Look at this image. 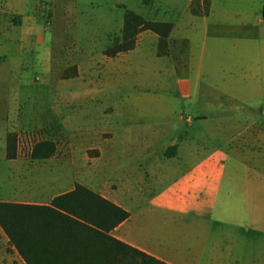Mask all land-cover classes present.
Listing matches in <instances>:
<instances>
[{"label":"crops","instance_id":"1","mask_svg":"<svg viewBox=\"0 0 264 264\" xmlns=\"http://www.w3.org/2000/svg\"><path fill=\"white\" fill-rule=\"evenodd\" d=\"M39 1L0 0V57L3 61L11 49L16 48L20 55H26L42 43L41 22L48 24L36 16ZM201 2L186 0L176 17L158 20L171 23V29L167 36L169 52L156 57L174 61L175 55V64L189 69L177 79V95L184 100L173 113L182 121L178 135H171L160 123L146 124L132 115L150 113L156 108L162 110V116L170 115L159 104L148 106L149 97L135 99L129 107L124 103L120 110L113 105L112 111L128 114V121L124 119L114 127L108 124L101 128L110 135L99 142L100 153L96 159L104 155H114L115 159L136 157L145 163L131 168L121 165L119 168L126 170L123 177L139 178L143 185L149 181L147 184L153 188L147 191L139 186L133 190L131 184L129 200L137 202L131 207L116 188L108 191L100 184L85 186L129 212V216L110 231L112 236L166 264H264V120L259 119L264 113V101L261 108L245 110V105L234 99L245 96V92L233 95L223 92L235 103L225 106V110L220 104L221 110H216L215 114L223 118L214 117L213 123L208 122L212 119V110L196 108L208 104V100L198 98V81L202 65L210 77H217L213 72L217 71L214 51L218 48H225L226 59L234 61L227 62V68L241 72L239 84L245 87V80L252 81L253 94L264 97V42L255 37L256 33L264 32V0H208L207 8L199 10L197 6ZM137 36L135 47L127 53L101 58L104 64H100L101 71L106 78L113 80L114 74H120L115 86L122 82V77L132 78L125 74L127 70H140L145 63L148 55L142 52L143 40L149 38L152 49V42L158 39L150 30L140 31ZM245 49L252 66V72L246 75ZM237 52L240 59L229 57L230 53ZM35 61L48 77L51 52L45 49L41 54L36 53ZM24 67L26 65L22 64L21 68ZM37 79L36 75L34 80ZM134 79H138L137 74ZM77 96L71 95L70 100ZM139 103H147V107H140ZM251 112L259 116H250ZM240 114H245V119ZM200 125H211L216 133H220V129L231 130L224 140L225 146L203 150L196 136ZM90 129L94 127H84L81 132L89 134ZM162 137L167 140L159 149H153ZM29 158L31 162L26 160L24 164L13 158L3 159L9 170L18 168L20 174L25 173L26 179L20 184L26 187L35 186L32 180H27L32 171L31 163L49 159H31L30 155ZM250 160H255L253 169L245 168V162ZM236 162L242 163L244 168L235 166ZM74 183L62 190L57 189V182L53 183L56 189L45 199L0 200L48 204L55 195L71 190ZM0 230L3 232L1 227Z\"/></svg>","mask_w":264,"mask_h":264},{"label":"rangeland","instance_id":"2","mask_svg":"<svg viewBox=\"0 0 264 264\" xmlns=\"http://www.w3.org/2000/svg\"><path fill=\"white\" fill-rule=\"evenodd\" d=\"M185 2L186 0L38 2L36 16L48 24L41 22L42 43L36 50L26 55H20L14 48L7 52L4 61L0 57V199H45L47 195L54 193L56 188L53 183L57 182V189L62 190L72 182H79L84 185L100 184L108 191L116 188L117 193L125 197L127 205L133 207L137 202L129 200L131 184L134 186L133 190L139 186H144L147 191L153 188L151 184H147L149 181L143 185L139 178L123 177L126 170L119 168L121 165L131 168L145 163L136 160V157L131 159L128 156H119L115 159L114 155H104L96 159L100 153L99 142L110 135L101 128L108 124L114 127L124 119L128 121V114L122 115L112 111L113 105L114 109L121 108L124 103L129 107L135 99L149 97L151 104L148 106L159 104L164 108L163 111L170 112V115L162 116L163 112L158 108L151 109L150 113L132 115L146 124L160 123L171 135H178L182 121L176 119L173 113L184 100L177 95V79L182 78L189 69L185 70L176 65L175 55L174 61L156 57L169 52L167 37L164 41L158 38L156 43L152 42L153 50L150 49V40L146 37L141 44L142 52L148 55L144 59L145 63L140 70H136L137 68L131 72L127 70L125 74L131 75L132 78L122 77V82L116 84L117 86L114 84L118 82L116 77L120 74H114L116 79L113 80L106 78L101 71V58H104L106 48L120 40L125 9L149 19L171 20L181 12ZM207 2L208 0H202L197 6L198 9L205 10ZM255 35L259 42H264V32ZM137 40L138 36L135 38V44ZM45 49L51 52L48 77L41 72L39 62L35 61L36 53L41 54ZM214 52L217 71L213 73H217V77L214 79L210 77V73L202 65V74L198 81V98L208 100V104L198 105L196 108L212 110L210 114L212 119L208 122L213 123L214 117L223 118L215 114L216 110H221L220 104L225 107L235 103L227 94L245 92V96L234 98L240 105H245V110L263 107L264 97L253 94L252 81L245 80L243 87L239 84L241 79L238 77L241 72L227 68V62H234L226 59L227 50L218 48ZM247 52L245 49V75L252 72ZM240 56L237 52L230 53L229 57L240 59ZM22 64L26 65L23 69ZM135 74L138 75V79H134ZM36 75L38 79L34 80ZM76 94L77 98L71 101L70 96ZM142 104L138 105L147 107V103ZM251 113L250 116H259ZM240 115L245 119V114ZM259 119L264 120V113L260 114ZM84 127L94 129H90L89 134H82L81 130ZM210 127L211 125H200L198 128L196 136L200 147L203 150L214 146L224 147V140L231 130L220 129L218 131L221 132L216 133L217 130ZM167 137H162L153 145V149H159ZM41 139L54 141L56 150L49 159L31 163L32 171L27 180H32L35 186L26 187L20 184L26 179L25 173L22 171L21 175L18 168L9 170L3 159L5 157L21 160L20 164H24L26 160L31 162L29 158L31 148ZM254 164L255 160L246 161L245 168L253 169ZM235 166L244 168L240 162H236ZM1 262L25 264L10 245L8 237L0 230V264Z\"/></svg>","mask_w":264,"mask_h":264},{"label":"trees","instance_id":"3","mask_svg":"<svg viewBox=\"0 0 264 264\" xmlns=\"http://www.w3.org/2000/svg\"><path fill=\"white\" fill-rule=\"evenodd\" d=\"M170 29L169 22L125 9L120 40L104 54L132 49L143 30L164 41ZM55 150L54 141L41 139L33 144L30 157L47 159ZM128 216V211L77 182L48 204L0 200V227L25 264H166L111 235Z\"/></svg>","mask_w":264,"mask_h":264}]
</instances>
